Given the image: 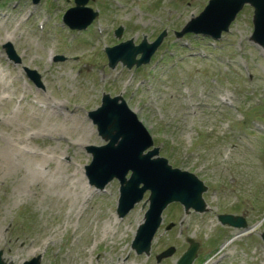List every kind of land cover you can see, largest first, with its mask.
<instances>
[{
	"label": "rangeland",
	"instance_id": "rangeland-1",
	"mask_svg": "<svg viewBox=\"0 0 264 264\" xmlns=\"http://www.w3.org/2000/svg\"><path fill=\"white\" fill-rule=\"evenodd\" d=\"M206 3L88 0L98 14L77 30L61 20L73 0H0V250L6 264L35 255L40 264H175L188 237L198 243L191 264H264V47L250 39L248 4L217 39L190 32L176 37ZM162 31L146 64L108 67L105 46L129 38L138 43L142 36L150 42ZM5 42L18 62L8 60ZM23 67L38 73L40 85ZM103 92L121 95L158 155L206 186L207 211L185 215L178 203L165 207L148 255L130 248L147 191L115 218L117 180L98 190L83 174L90 161L85 146L103 143L87 116ZM220 213L242 216L247 233L233 237L236 228L221 225ZM170 245L172 255L156 262Z\"/></svg>",
	"mask_w": 264,
	"mask_h": 264
},
{
	"label": "water",
	"instance_id": "water-1",
	"mask_svg": "<svg viewBox=\"0 0 264 264\" xmlns=\"http://www.w3.org/2000/svg\"><path fill=\"white\" fill-rule=\"evenodd\" d=\"M32 1L37 2V0ZM87 1L74 0V6L63 14L62 20L70 28H84L97 15V11L85 6ZM245 3L253 7V30L250 39L264 47V0H208L203 9L190 18L179 31L175 32V35L181 36L185 32H193L218 38L222 31L228 29V25ZM121 30L120 26L115 29V35L120 36ZM164 34L165 32L162 31L151 42H147L146 38L142 37L136 45L133 44L132 39H127L106 47L108 66L114 67L118 61L127 68L147 63ZM2 46L9 59L19 60L9 42ZM137 54H140L138 58H136ZM59 58L61 57H54V59ZM24 70L33 82L40 85L39 75L35 70L26 67ZM87 115L96 125L98 135L104 140L100 145L85 146V150L91 155L90 162L84 166L88 183L102 189L113 178L118 180L119 195L115 212L119 218L142 199L146 190L149 191L146 198L147 209L130 243L136 254H149L151 240L161 223V213L167 204L180 203L184 214L189 213L190 209L199 213L207 210L202 198L206 186L196 175L172 167L164 157L157 156V147L143 152L152 145V139L120 95L111 97L108 93H102L100 104L88 111ZM217 218L221 224L237 228L246 225L243 217L239 215L225 213L218 214ZM172 225L173 223L167 224L165 229H169ZM260 236L264 241V231ZM186 240L189 245L176 260V264H190L195 257L198 243L190 237ZM173 252L174 247L169 246L158 253L155 259L159 262ZM1 254L0 250V264H6ZM39 263L40 255H36L21 264Z\"/></svg>",
	"mask_w": 264,
	"mask_h": 264
},
{
	"label": "bare ground",
	"instance_id": "bare-ground-1",
	"mask_svg": "<svg viewBox=\"0 0 264 264\" xmlns=\"http://www.w3.org/2000/svg\"><path fill=\"white\" fill-rule=\"evenodd\" d=\"M8 98L10 99V97H8ZM21 148L24 149L23 147H21ZM115 218H116V216H115ZM248 229L249 228H244L243 230L235 229L234 234H233L234 235L233 237H238V236H240V235H242L244 233H247Z\"/></svg>",
	"mask_w": 264,
	"mask_h": 264
}]
</instances>
